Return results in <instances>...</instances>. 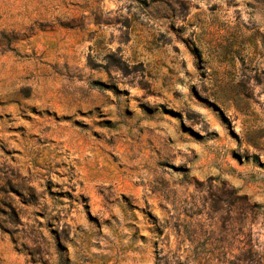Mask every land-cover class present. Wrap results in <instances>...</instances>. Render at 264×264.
I'll return each instance as SVG.
<instances>
[{
    "label": "rangeland",
    "instance_id": "1",
    "mask_svg": "<svg viewBox=\"0 0 264 264\" xmlns=\"http://www.w3.org/2000/svg\"><path fill=\"white\" fill-rule=\"evenodd\" d=\"M0 264H264V0H0Z\"/></svg>",
    "mask_w": 264,
    "mask_h": 264
}]
</instances>
